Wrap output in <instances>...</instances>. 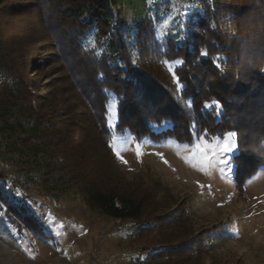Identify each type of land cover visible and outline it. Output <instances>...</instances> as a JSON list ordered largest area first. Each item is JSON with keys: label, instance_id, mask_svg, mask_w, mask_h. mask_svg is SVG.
<instances>
[{"label": "trees", "instance_id": "obj_1", "mask_svg": "<svg viewBox=\"0 0 264 264\" xmlns=\"http://www.w3.org/2000/svg\"><path fill=\"white\" fill-rule=\"evenodd\" d=\"M5 1L0 0V8ZM203 2L204 14L196 30L179 43L167 38L163 51L158 44L149 46L138 32L137 64L114 19L115 0H29L18 6L11 17L21 21L24 14L34 11L37 31L53 41L43 51L54 49L53 61L66 72L59 82L69 88L60 91L55 79L44 86L49 89L46 95L38 98L12 65L2 35L4 28L26 35L28 24L18 22L20 30L17 24L9 27L13 20L0 18V70L6 71L0 84V146L12 165L48 191L49 181L61 170V177L79 184L77 191L91 209L107 217H139L141 198L120 193L109 168L105 92H112L118 98L116 132L188 144L198 131L210 137L236 132L232 179L242 194L245 181L264 165V0ZM225 17L233 32L222 29ZM90 30L108 41L109 52L98 57L84 48L82 39ZM215 53L221 56L222 68L213 61ZM156 58L181 59L174 71L179 90L160 76ZM80 98L89 111H80L72 102ZM214 100L222 105L219 114L203 107ZM163 122L169 125L160 129ZM4 177L0 172V178ZM9 208L18 214L13 206ZM24 219L37 229L34 220ZM167 223L164 217L156 225ZM216 229L202 228L176 245L155 250L150 257H160L161 264H201L198 257L205 250V240Z\"/></svg>", "mask_w": 264, "mask_h": 264}, {"label": "rangeland", "instance_id": "obj_2", "mask_svg": "<svg viewBox=\"0 0 264 264\" xmlns=\"http://www.w3.org/2000/svg\"><path fill=\"white\" fill-rule=\"evenodd\" d=\"M25 2L29 0H6L0 18L13 20L9 27L17 24L20 30L18 22L27 23L29 32L25 35L4 28L2 35L12 65L38 98L46 95L49 89L44 86L55 79L60 91L69 87L59 82L66 72L53 61L54 49L43 51L53 41L47 33L37 31L34 11L24 14L21 21L11 17L10 13ZM113 14L137 64L138 32L149 46L158 44L163 51L167 38L179 43L196 30L204 2L115 0ZM220 24L223 30L234 31L228 17ZM177 34L179 39L174 38ZM82 44L98 57L110 50L108 41L98 38L95 30L85 34ZM212 58L222 68L221 56L215 53ZM38 60L40 64H36ZM177 61L181 59H155L160 76L179 90L174 71L182 62ZM5 79L6 71L0 70V84ZM105 93L112 181L126 198H141L140 216L101 215L78 193V183L61 177V170L49 181V191L45 190L16 169L0 146V172L5 176L0 178V264H161L160 257L150 254L212 227L217 229L205 240V250L198 257L201 264H264V165L245 181L243 193L238 194L232 179V156L237 147L231 153H221L225 133L194 136L188 144L116 132L118 98L112 92ZM72 102L80 111H89L83 99ZM168 125L163 122L159 128ZM62 188L68 189L61 192ZM26 217L36 222L37 229L26 223ZM164 217L168 223L158 227L157 220Z\"/></svg>", "mask_w": 264, "mask_h": 264}, {"label": "snow or ice", "instance_id": "obj_3", "mask_svg": "<svg viewBox=\"0 0 264 264\" xmlns=\"http://www.w3.org/2000/svg\"><path fill=\"white\" fill-rule=\"evenodd\" d=\"M175 39H179V34L176 35V37H174ZM201 55H206V53H201ZM177 63H181L180 61H177ZM217 67H219V65H217ZM203 107L205 109H209V108H214L217 113L219 114L220 112H222V105L219 103V101H212L211 103H208L207 101L204 103ZM201 135V133L198 131L197 132V137L199 138ZM237 136V133L234 131H229L227 133L224 134V142H223V147L221 149V153H231L233 152L234 149H236L237 144L235 142V138ZM115 151V149H114ZM117 155H119V153H117ZM215 155V154H214Z\"/></svg>", "mask_w": 264, "mask_h": 264}]
</instances>
